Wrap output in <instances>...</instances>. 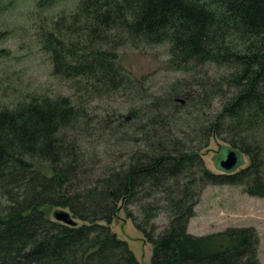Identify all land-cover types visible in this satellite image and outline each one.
<instances>
[{
    "label": "trees",
    "instance_id": "16d2710c",
    "mask_svg": "<svg viewBox=\"0 0 264 264\" xmlns=\"http://www.w3.org/2000/svg\"><path fill=\"white\" fill-rule=\"evenodd\" d=\"M4 7L0 0V10ZM91 11L96 18L79 27ZM61 19L47 31L46 41L54 54L55 73L78 83L80 78L85 83L95 79L109 91L125 90L130 84L120 75L118 54L101 49L104 43L119 47L146 40L143 43L154 46L170 41L169 66L198 56L201 63L224 62L233 70L216 82H200L202 97L195 109L202 110L203 120L191 136L200 132L205 142L196 144L190 134L186 140L180 132H168L169 124L162 136L146 126L143 131L152 132L147 149H138L127 164L112 167L83 188L74 182L73 164L80 152L65 133L81 115L89 117L79 99L59 94L2 107L0 264H139L127 243L98 222L116 217L122 209L153 243L150 264H260L253 228L201 236L187 228L208 182L240 185L264 197V0H81L77 14ZM220 90L225 91L223 102L212 112ZM170 97L155 95L159 103L153 109H168ZM162 115L166 116L153 115L150 120ZM221 134L228 143L219 147L221 158L234 149L249 157L247 166L220 173L204 166L200 144L204 148ZM137 202L143 214L139 222L130 209ZM58 208L88 223L56 220ZM162 210L168 212L169 222L157 234L152 218Z\"/></svg>",
    "mask_w": 264,
    "mask_h": 264
},
{
    "label": "rangeland",
    "instance_id": "374dc122",
    "mask_svg": "<svg viewBox=\"0 0 264 264\" xmlns=\"http://www.w3.org/2000/svg\"><path fill=\"white\" fill-rule=\"evenodd\" d=\"M3 1L5 7L0 10V50L5 49L6 52L0 53V109L17 106L18 101L27 102L32 97L65 94L79 99L89 117L78 115L77 124L66 129L65 133L66 140L70 144L74 142L78 147L77 152H80V159L73 164L76 171L74 182L78 181L80 188L91 186L112 167L121 168L122 164H127L130 155L138 149H147L146 143L150 141L147 136L152 134L143 131L147 127L148 131L154 128L162 136L166 131L164 126L169 124L168 132H180L183 139L193 138L196 144L200 139L206 141L200 132L191 136V130L203 120L202 110L195 109V104L202 97L198 95L199 85L208 79L216 82L222 75L229 77L233 68L226 66V63H201L196 56L187 61L178 59V65L169 66L168 61L172 58L170 41L154 46L143 43L146 40L127 42L119 47L116 43H104L101 49L104 47L118 54L120 75L129 79L130 84L125 90H102L95 79L85 83L86 80L80 78L78 83V80L70 79L64 73H55L54 54L46 41L47 31L52 29L55 22H62V15L79 12L81 0ZM95 14L93 11L87 13L80 19V25L78 22L79 27L89 24L90 19L96 18ZM86 31L83 29L84 35ZM77 37L80 34H76ZM171 93L175 95L170 97ZM221 93L225 91L218 92L212 112L217 111L223 102ZM155 95L170 97L172 103L168 104V109H153L159 103ZM163 113L166 116L162 115L153 122L150 120L153 115ZM186 133L190 134L189 139ZM221 135V138L207 142L204 148V144H200L204 166L216 173L223 172L217 165V160L221 158L219 147L228 144L224 140L226 135ZM242 156L244 163L236 170L250 163L246 154ZM139 207V202L130 204L137 222L143 219ZM74 219L77 224L88 223ZM98 222L108 225L119 239L127 243L139 264L151 263L154 245L124 209L116 217ZM152 222L157 234H160L169 222L168 212L158 211ZM233 227L255 229L258 261L264 264V197L251 194L240 185L206 183L194 205L187 231L201 236Z\"/></svg>",
    "mask_w": 264,
    "mask_h": 264
},
{
    "label": "water",
    "instance_id": "95a60500",
    "mask_svg": "<svg viewBox=\"0 0 264 264\" xmlns=\"http://www.w3.org/2000/svg\"><path fill=\"white\" fill-rule=\"evenodd\" d=\"M242 155L234 149H228L219 161V168L223 171H234L243 164ZM56 220L62 221L66 224L76 225L77 221L71 217L69 211L65 209H57L54 212Z\"/></svg>",
    "mask_w": 264,
    "mask_h": 264
}]
</instances>
